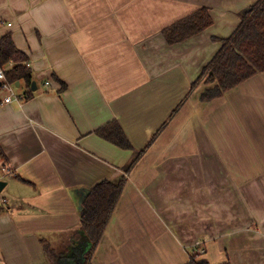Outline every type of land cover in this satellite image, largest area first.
Wrapping results in <instances>:
<instances>
[{"label": "crops", "instance_id": "1", "mask_svg": "<svg viewBox=\"0 0 264 264\" xmlns=\"http://www.w3.org/2000/svg\"><path fill=\"white\" fill-rule=\"evenodd\" d=\"M255 1L0 0V38L11 32L37 85L7 103L0 80V264H82L87 189L119 181L145 147L89 264H185L195 251L264 264V71L210 101L203 83L189 94L214 38ZM203 6L213 23L168 43L163 28ZM113 120L132 149L97 133Z\"/></svg>", "mask_w": 264, "mask_h": 264}, {"label": "trees", "instance_id": "2", "mask_svg": "<svg viewBox=\"0 0 264 264\" xmlns=\"http://www.w3.org/2000/svg\"><path fill=\"white\" fill-rule=\"evenodd\" d=\"M239 18L238 25L230 35L223 38H214L221 42V46L191 84L189 94L201 83L206 85L200 94L201 101L206 102L222 96L227 90L256 73L264 71V0H256L243 9L239 13ZM212 23L213 17L209 7L203 6L167 25L163 28L162 33L167 42L173 44L190 38L209 27ZM10 62H13L11 66L9 65ZM29 62V56L15 45L11 32L0 38V65L6 67V75L10 82L14 84L18 81L25 83L28 90L21 94L23 98H29L32 94L31 87L34 76ZM61 84L60 91L66 88L65 82L61 81ZM188 96L184 97L173 110L171 116L176 113ZM164 126L157 131L153 139L156 138ZM97 133L122 148H133L128 136L117 120L102 126L97 130ZM145 150L146 147L134 151L131 160L123 166L125 174L121 176L119 181L114 182L103 179L87 189L82 201L81 227L87 235L90 248L86 252L82 264H89L91 261L94 250L128 181L126 173L131 171ZM0 159L2 165H5L7 159L1 146ZM47 250L56 254L48 246ZM199 254L197 251L193 252L185 264H211L207 259H199ZM219 264H231V262L226 260Z\"/></svg>", "mask_w": 264, "mask_h": 264}, {"label": "built area", "instance_id": "3", "mask_svg": "<svg viewBox=\"0 0 264 264\" xmlns=\"http://www.w3.org/2000/svg\"><path fill=\"white\" fill-rule=\"evenodd\" d=\"M13 64V62H10V66ZM0 80L1 85L7 90V94L5 96L4 101L9 102H20L23 98V96L18 92L17 87L14 83L10 82L6 75V67H3L0 65ZM3 170H6L4 167H0V174L3 172ZM204 250H201L203 252Z\"/></svg>", "mask_w": 264, "mask_h": 264}, {"label": "water", "instance_id": "4", "mask_svg": "<svg viewBox=\"0 0 264 264\" xmlns=\"http://www.w3.org/2000/svg\"><path fill=\"white\" fill-rule=\"evenodd\" d=\"M32 88L33 89H36L37 88V85H36V81L35 80L32 82ZM4 185H5V181L0 180V189H2L4 187Z\"/></svg>", "mask_w": 264, "mask_h": 264}, {"label": "rangeland", "instance_id": "5", "mask_svg": "<svg viewBox=\"0 0 264 264\" xmlns=\"http://www.w3.org/2000/svg\"><path fill=\"white\" fill-rule=\"evenodd\" d=\"M0 161H2V160L0 159ZM3 195H5V194H3Z\"/></svg>", "mask_w": 264, "mask_h": 264}]
</instances>
